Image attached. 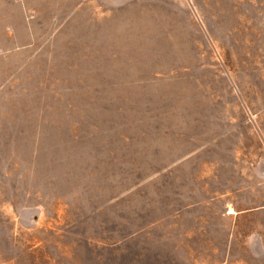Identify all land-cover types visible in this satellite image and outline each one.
<instances>
[{"label":"rangeland","instance_id":"374dc122","mask_svg":"<svg viewBox=\"0 0 264 264\" xmlns=\"http://www.w3.org/2000/svg\"><path fill=\"white\" fill-rule=\"evenodd\" d=\"M0 264H264V0H0Z\"/></svg>","mask_w":264,"mask_h":264}]
</instances>
